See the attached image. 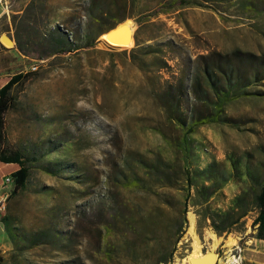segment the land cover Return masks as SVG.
Listing matches in <instances>:
<instances>
[{"label":"rangeland","instance_id":"374dc122","mask_svg":"<svg viewBox=\"0 0 264 264\" xmlns=\"http://www.w3.org/2000/svg\"><path fill=\"white\" fill-rule=\"evenodd\" d=\"M92 1L112 15L94 20L88 13ZM168 1L1 0L5 13L0 18V83L33 72L10 90L14 105L5 118V147L30 148L47 133H58L72 145L70 158L80 177L75 182L68 174L51 176L29 163L24 190L5 206L16 233L47 227L73 233L72 259L41 247H14V252L4 254L2 264L104 263L97 250L105 224L111 226L105 237L119 249L112 264H188L194 242L201 253L217 255L215 264L229 259L241 264L244 248L264 245V229L254 222L258 209L252 204H247L246 215L230 233L217 235L210 220L198 215L201 206L186 199L179 147L182 132L156 97L166 82L178 85L186 80L188 89L193 76L202 72L205 63L216 61L217 55L263 58L264 0H189L187 6L167 10ZM41 5L48 9L39 14ZM123 17L125 22L119 24ZM70 23L80 24L94 37L113 28L128 31L129 37L103 43L99 38L104 42L115 38L102 34L92 47L43 59L36 45L19 51L1 39L3 35L14 39L18 33L22 40L40 41L51 25L74 31ZM136 33L142 44L150 46L146 55L136 50ZM252 90L264 92V81ZM188 96L191 100V93ZM223 116L229 120L201 126L191 135L202 149L199 166L215 161L229 169L233 158L260 172L264 169V95L226 104ZM125 160L137 166V187L117 181ZM16 167L6 166V170ZM252 185L230 180L209 199V205L227 210L231 199ZM3 187L10 190L12 185ZM189 192L194 195V188ZM4 232L0 223V239L8 238ZM24 244L16 238V246Z\"/></svg>","mask_w":264,"mask_h":264},{"label":"trees","instance_id":"16d2710c","mask_svg":"<svg viewBox=\"0 0 264 264\" xmlns=\"http://www.w3.org/2000/svg\"><path fill=\"white\" fill-rule=\"evenodd\" d=\"M189 4V0H169L165 9L171 10ZM99 7L93 1L89 6L88 13L94 20H101L105 16L110 17L112 15L110 10L104 12V9ZM38 9L37 11L35 8V11L41 14L48 7L41 5ZM13 18L15 17L13 16ZM126 18H120L117 22L121 23ZM45 23L49 24L51 22ZM69 26L74 31H69L57 24L51 25L41 33L42 38L40 41L22 40L19 34L16 33L14 36L15 48L24 51L26 46L36 45L39 50V59L57 57L75 50L92 47L96 37L103 33L100 32L94 37L87 30L83 31V26L80 24L70 23ZM75 33L77 36H75ZM112 41L119 42L122 40H108L105 43ZM134 41L136 50L141 55H146V51L150 49L149 44H142V41L137 37V33ZM32 74L33 72L13 75L0 88V162L15 165L18 168L11 174L10 183L13 185L11 198L16 196L19 191L24 190L30 172L29 163L38 164L40 170L51 176L66 177L64 175L68 174L69 179L75 182L79 181L80 178L78 176L79 168L73 164L70 158V147L72 145L68 143L66 138L61 139L58 133L54 135L47 133L46 138H41L32 144L30 148L10 150L5 147V118L9 109L14 105V98L11 96L10 90L14 85L29 79ZM261 81H264V57L217 55L216 61L212 59L209 63H205L202 72H198L193 76L188 89L185 87L186 80H183V82L179 81L178 85L166 82L161 92H157L156 97L162 103L168 117L182 132L179 147L185 166L183 171L187 186L186 199H192L193 205L201 206L198 215L204 220H210V224L217 235L232 231L238 221L246 215L248 203L258 209V215L254 222L259 225L260 229H264V169L255 172L248 162H244V165L241 166V161L233 158L229 159V169L215 161L199 166L202 149L198 148V145L193 142L191 135L201 126L227 122L229 119L223 116L226 104L241 97L263 96L264 92L252 90L253 85L259 86ZM189 93L192 95L191 100L188 96ZM48 157L50 158L46 161L45 159H48ZM122 168V172L119 173L121 178H117V181L124 187H137L140 181L134 171L137 166H134L132 161L125 160L122 163ZM230 180L243 184L250 181V184L253 185L234 196L230 201L229 209L214 210L209 205V199ZM191 188L195 190L194 195L189 192ZM185 210L186 207H184L183 213H185ZM215 218L220 220L219 224L216 223ZM52 221L50 219V222ZM155 221L156 219H154ZM0 222L5 225L6 229L8 228L9 238L18 250L41 247L43 251L56 252V255L64 252L68 259H72L70 257L75 255L71 248L75 241L73 233L48 227L34 232L16 233V227L12 226L11 218L6 210L0 211ZM157 225L160 226V223L157 222ZM110 228L109 224H105V228L102 227L99 233L97 253L104 262L101 264H112L119 251L105 237V232H109ZM177 228L179 231V224ZM16 238H20L22 243L25 244L16 246ZM146 240L151 241L148 237ZM176 242L177 238L173 241V244ZM166 253L171 254L168 251ZM136 255L135 253L134 256ZM163 256L165 257V255ZM2 262L3 259L0 258V264ZM51 264L82 263L67 260L63 262L52 261Z\"/></svg>","mask_w":264,"mask_h":264},{"label":"crops","instance_id":"0c3cea01","mask_svg":"<svg viewBox=\"0 0 264 264\" xmlns=\"http://www.w3.org/2000/svg\"><path fill=\"white\" fill-rule=\"evenodd\" d=\"M0 4H1V0H0ZM5 10L3 9V7L0 5V18L4 15ZM5 83H0V88L4 85ZM11 164H5L0 162V197L5 195L7 196V200L6 203L8 201V199H11L10 195H11V191L13 189V185L12 188L10 190H6L4 189L3 185L6 183L5 182V178L7 176H11V174L13 172H15L18 168H10L9 170H6V166H10ZM5 203V206H6ZM6 210V207H5ZM1 223V222H0ZM4 226V230H5V234L7 233V237L6 236H2L0 239V258L4 257V254L6 253H10V252H14V245L13 242L10 240L7 229L5 227V225L3 223H1ZM240 261L241 264H264V245H256L254 248H244L240 254Z\"/></svg>","mask_w":264,"mask_h":264},{"label":"bare ground","instance_id":"6f19581e","mask_svg":"<svg viewBox=\"0 0 264 264\" xmlns=\"http://www.w3.org/2000/svg\"><path fill=\"white\" fill-rule=\"evenodd\" d=\"M215 246H216V243L214 244L213 247H215ZM193 247H194L193 252L190 253L188 255V257H187L188 264H191V261H193V260H195V261L197 260V262H203L206 259L208 260V264H215V263H217L218 257H217V255L213 251H210V252H208L206 254L201 253L200 246H199L198 242H194ZM208 254H212V256L206 257ZM232 263H238V262L236 260H231V259L226 260L224 262V264H232Z\"/></svg>","mask_w":264,"mask_h":264},{"label":"water","instance_id":"95a60500","mask_svg":"<svg viewBox=\"0 0 264 264\" xmlns=\"http://www.w3.org/2000/svg\"><path fill=\"white\" fill-rule=\"evenodd\" d=\"M124 22L125 21H123L122 23H124ZM112 30H115V28L110 29V30H108L106 32H103V33H101V35L102 34H109L110 37H114L116 40H123V41H126L128 39V37H129L128 31L127 32H121L119 30H115L114 32L110 33ZM1 39L3 41H5V42L9 43V44H12V45L15 44L14 39L12 37H10V36L3 35L1 37ZM99 41L105 43L104 41L100 40V38H99ZM208 256H212V254H208L206 257H208ZM191 264H208V260L206 259L203 262H197V260L196 261L193 260V261H191Z\"/></svg>","mask_w":264,"mask_h":264},{"label":"built area","instance_id":"2783aa9c","mask_svg":"<svg viewBox=\"0 0 264 264\" xmlns=\"http://www.w3.org/2000/svg\"><path fill=\"white\" fill-rule=\"evenodd\" d=\"M33 69H35V67ZM5 182L10 183L11 182V176H7L5 178ZM6 200H7V196L3 195L0 197V211L5 210Z\"/></svg>","mask_w":264,"mask_h":264}]
</instances>
